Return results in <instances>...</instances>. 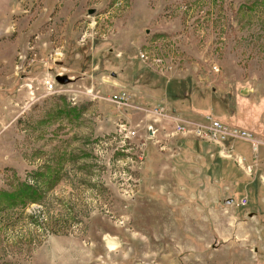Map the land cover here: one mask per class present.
Masks as SVG:
<instances>
[{"label": "rangeland", "instance_id": "374dc122", "mask_svg": "<svg viewBox=\"0 0 264 264\" xmlns=\"http://www.w3.org/2000/svg\"><path fill=\"white\" fill-rule=\"evenodd\" d=\"M0 264H264V0H0Z\"/></svg>", "mask_w": 264, "mask_h": 264}, {"label": "built area", "instance_id": "2783aa9c", "mask_svg": "<svg viewBox=\"0 0 264 264\" xmlns=\"http://www.w3.org/2000/svg\"><path fill=\"white\" fill-rule=\"evenodd\" d=\"M142 58L145 60V56L142 55ZM57 84V80H46L47 85V92L46 95H58V94H67L71 95L74 94V91L69 88H60ZM131 94L126 91H120L119 93L114 94L109 100L119 108L131 110H141L144 111L146 114L157 117L158 119H169L171 123L174 125L172 132L165 134L166 138L169 136H175L176 134H182L184 136H193L196 139H200L207 143L216 144L220 147L219 154L221 157H229L231 150L230 147H225L226 142L229 140H245L250 142L252 145L253 152L257 155L259 149L261 148V142L256 139L254 134L248 130L240 128L238 126H231L226 123H223L221 120L212 117L211 115H205L200 120H191L185 117L176 115V111H173V116L169 113L168 106L164 105H157L154 107L148 108H141L135 106L131 101ZM74 100V101H73ZM76 98L72 99V104L74 106L77 105L75 101ZM172 125V126H173ZM150 131H153L151 128ZM119 134L125 140L134 139L138 136V130L136 129H129L127 125L122 123L119 126L118 130ZM150 137H155V131L150 132ZM239 163H244V160L241 158L239 159ZM242 205L247 204V200L245 199Z\"/></svg>", "mask_w": 264, "mask_h": 264}, {"label": "trees", "instance_id": "16d2710c", "mask_svg": "<svg viewBox=\"0 0 264 264\" xmlns=\"http://www.w3.org/2000/svg\"><path fill=\"white\" fill-rule=\"evenodd\" d=\"M234 141V140H233ZM26 185V186H25ZM24 187H26L25 188V190H24ZM24 191V193H35L36 192V190H35V188L34 187H32L31 185H27V184H24L23 185V190H22V192Z\"/></svg>", "mask_w": 264, "mask_h": 264}, {"label": "crops", "instance_id": "0c3cea01", "mask_svg": "<svg viewBox=\"0 0 264 264\" xmlns=\"http://www.w3.org/2000/svg\"><path fill=\"white\" fill-rule=\"evenodd\" d=\"M173 110L176 111V112H179V110H178L177 108H174ZM150 136H151V134H150ZM178 145H179V146H182V145H183V141H179V142H178ZM209 180H210V179H209Z\"/></svg>", "mask_w": 264, "mask_h": 264}, {"label": "water", "instance_id": "95a60500", "mask_svg": "<svg viewBox=\"0 0 264 264\" xmlns=\"http://www.w3.org/2000/svg\"><path fill=\"white\" fill-rule=\"evenodd\" d=\"M58 80H59V81H67L66 78H59V77H58Z\"/></svg>", "mask_w": 264, "mask_h": 264}]
</instances>
